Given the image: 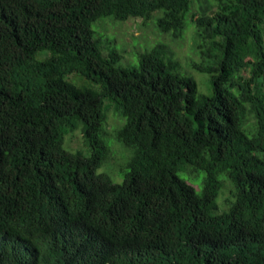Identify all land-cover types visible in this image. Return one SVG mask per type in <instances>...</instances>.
<instances>
[{
    "label": "trees",
    "instance_id": "1",
    "mask_svg": "<svg viewBox=\"0 0 264 264\" xmlns=\"http://www.w3.org/2000/svg\"><path fill=\"white\" fill-rule=\"evenodd\" d=\"M106 16L192 24L211 93L165 43L103 54ZM0 264H264V0H0Z\"/></svg>",
    "mask_w": 264,
    "mask_h": 264
},
{
    "label": "rangeland",
    "instance_id": "2",
    "mask_svg": "<svg viewBox=\"0 0 264 264\" xmlns=\"http://www.w3.org/2000/svg\"><path fill=\"white\" fill-rule=\"evenodd\" d=\"M91 27L95 31V36L100 39L102 53L106 54L110 48L116 49L121 55L117 64L123 67L136 66L139 62V54L149 50L155 44L159 42L167 44L173 51L174 56L179 60L181 71L195 79L198 91L203 94L211 93L208 82L209 75L195 70L191 65L193 62L200 61L192 24L184 29L180 38L176 39L169 33H163L156 28L155 17L144 23L140 17L118 20L112 16H106L97 19L92 23ZM68 79L78 81V84L98 88L97 85L75 72L69 75ZM109 103L107 99L104 100L106 113L105 132L110 143V158L107 161V165H110L111 168L110 166H103V163L98 171L109 174L114 182H119L116 181L120 180L117 172V163L121 159L122 153L127 155L128 150L124 149L114 138V129L122 123V119L115 114ZM64 144L70 150L84 148L85 143L80 127L64 136ZM179 175L183 178L189 176L186 172H180ZM230 188L229 181L225 180L224 187L218 198V204L222 208L226 207V198L229 195Z\"/></svg>",
    "mask_w": 264,
    "mask_h": 264
}]
</instances>
